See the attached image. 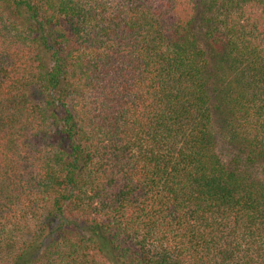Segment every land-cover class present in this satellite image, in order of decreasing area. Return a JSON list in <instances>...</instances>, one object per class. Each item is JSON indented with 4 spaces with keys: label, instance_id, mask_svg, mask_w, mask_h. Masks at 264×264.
<instances>
[{
    "label": "trees",
    "instance_id": "1",
    "mask_svg": "<svg viewBox=\"0 0 264 264\" xmlns=\"http://www.w3.org/2000/svg\"><path fill=\"white\" fill-rule=\"evenodd\" d=\"M0 264H264V0H0Z\"/></svg>",
    "mask_w": 264,
    "mask_h": 264
},
{
    "label": "rangeland",
    "instance_id": "2",
    "mask_svg": "<svg viewBox=\"0 0 264 264\" xmlns=\"http://www.w3.org/2000/svg\"><path fill=\"white\" fill-rule=\"evenodd\" d=\"M33 97H34V99H39V98H37V92L33 93Z\"/></svg>",
    "mask_w": 264,
    "mask_h": 264
}]
</instances>
